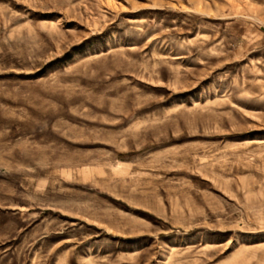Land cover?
<instances>
[{
    "label": "rangeland",
    "instance_id": "374dc122",
    "mask_svg": "<svg viewBox=\"0 0 264 264\" xmlns=\"http://www.w3.org/2000/svg\"><path fill=\"white\" fill-rule=\"evenodd\" d=\"M0 264H264V0H0Z\"/></svg>",
    "mask_w": 264,
    "mask_h": 264
}]
</instances>
